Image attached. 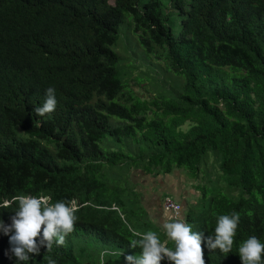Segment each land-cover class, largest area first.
<instances>
[{
  "label": "trees",
  "instance_id": "16d2710c",
  "mask_svg": "<svg viewBox=\"0 0 264 264\" xmlns=\"http://www.w3.org/2000/svg\"><path fill=\"white\" fill-rule=\"evenodd\" d=\"M127 18L147 67L164 60L177 90L153 85L151 101L128 91L118 51ZM50 86L57 107L40 116ZM209 153L219 163L214 181L208 159L202 172ZM135 165L185 169L201 195L186 221L205 238L219 215L240 214L231 253L202 243L205 264H241L239 244L264 241V0H0V218L11 222L20 195L77 206L65 244L42 248L36 264H99L100 254L79 250L81 233L139 255L126 219L107 211L136 199L130 177L111 184L109 169ZM9 248L0 233V264H15ZM110 256L105 264L125 263Z\"/></svg>",
  "mask_w": 264,
  "mask_h": 264
},
{
  "label": "clouds",
  "instance_id": "9594fccd",
  "mask_svg": "<svg viewBox=\"0 0 264 264\" xmlns=\"http://www.w3.org/2000/svg\"><path fill=\"white\" fill-rule=\"evenodd\" d=\"M56 90L48 87L42 104L35 108V112L43 116L53 112L57 107ZM135 172V171H134ZM131 170L129 174H134ZM170 199L180 209L177 211L167 209L166 201ZM18 206L14 215L10 217V223L0 218V233L8 237L11 258H15V264H36V257L40 255L41 249L51 250L53 244L62 246L65 244L66 236L74 229L78 220L77 206L75 201L65 202L59 200L48 203L47 197L37 195H20L15 198ZM164 208L177 215L169 216L158 223V227L164 232L166 240L162 241L157 232L148 230L144 232L130 228L133 236L137 237L131 241V247L140 249L139 255H127L123 250L110 252L108 249L100 254L99 264L106 263L107 255H119L125 259L124 264H205L204 249H219L221 253H231L237 228L240 223V214H222L218 216L214 233L206 238L199 231H193L192 225L179 213L182 205L166 196L163 200ZM8 202L0 204L7 207ZM167 241H172L171 248ZM238 255L241 264H264V241L256 235H250L238 246ZM47 264H57L55 259L49 258Z\"/></svg>",
  "mask_w": 264,
  "mask_h": 264
},
{
  "label": "rangeland",
  "instance_id": "374dc122",
  "mask_svg": "<svg viewBox=\"0 0 264 264\" xmlns=\"http://www.w3.org/2000/svg\"><path fill=\"white\" fill-rule=\"evenodd\" d=\"M162 1L165 4L169 5L171 0H162ZM171 18H172V26L175 32L178 33L180 18L177 16L175 11L171 12ZM129 24L132 25L130 18H127L125 19V23L119 27L120 39H121V35H122V39L118 46V51L122 53V58L124 59L121 66L123 68L125 81L129 85L128 91L131 92L133 96L141 97L144 100L151 101V100H155L156 97H158V93H159V91L156 90V88L153 85H156L161 90L164 89L177 90L178 85L175 83L176 80L171 77V76L173 77H177V76L172 75L171 70L168 67V64L164 60L162 61L153 60L151 62L152 69L147 67L145 57L143 56V54L146 55L145 50L139 43L138 38L134 33L133 25L130 31L127 30L130 29ZM125 47L127 48V51H124ZM114 49L116 51V47ZM161 62H164L165 67ZM164 71L171 74V76L165 73ZM137 79H140L141 82H139V80ZM125 95L128 97L129 93L127 92L125 93ZM189 127L190 124L186 123L182 127V129L188 130ZM214 157L215 156L213 153H209L206 156L204 163L202 164V172H203L204 169L203 165L207 163V159H208V162L210 163V168H212L211 170L212 177L210 179H212L213 181L217 178L219 174L217 171L219 170V163L217 159ZM135 167L136 168L131 169L133 172L137 171L140 166L138 167L137 165H135ZM109 170L110 171L108 172V174L111 184L113 183V179H114L113 176H116L118 173H121L122 176H129L131 178L136 177V179L139 178V172L138 173L134 172V174H132L131 176L129 174L130 170H128L127 167H116V169L113 170L109 169ZM183 170L185 171V169ZM184 174H185L184 178L187 180L188 184H191L189 180H192V178L186 172L183 173L182 175ZM171 175H173L172 178L176 177V174H171ZM205 176L208 175L205 174ZM201 177H202L201 181L204 180V182L208 183V181H206L207 179L203 178L204 176ZM118 178H120V176ZM118 178H116V180H118ZM197 202L199 203L200 201L198 200ZM80 236H81L80 238L81 243L79 246V250L82 249L91 250L92 254L97 255L101 253L105 248H107V245L104 244L102 241L96 240L89 236L87 238L85 234L82 233L80 234ZM107 258L109 262L113 263L115 261V258L110 256V254L107 255ZM120 259L123 262V256H120Z\"/></svg>",
  "mask_w": 264,
  "mask_h": 264
},
{
  "label": "crops",
  "instance_id": "0c3cea01",
  "mask_svg": "<svg viewBox=\"0 0 264 264\" xmlns=\"http://www.w3.org/2000/svg\"><path fill=\"white\" fill-rule=\"evenodd\" d=\"M135 172H139V178L130 177L127 180L136 193V199L132 196L134 203L126 202L127 205L123 207H113L107 210L118 212L122 215L127 221L125 223L126 226L129 228L140 232L150 229L165 236L164 232L158 227V223L169 216L177 214L164 208V198L169 196L174 201L180 203L183 208L179 215L184 218L190 210V204L196 206L197 201L201 199L200 193L190 186L184 178L185 175H182L184 173L183 169L173 171L172 174H176L174 178H172L173 175L171 174H149L146 170ZM194 181L196 185L200 183V181ZM127 197H130V194H127ZM168 242L173 244L172 241Z\"/></svg>",
  "mask_w": 264,
  "mask_h": 264
},
{
  "label": "built area",
  "instance_id": "2783aa9c",
  "mask_svg": "<svg viewBox=\"0 0 264 264\" xmlns=\"http://www.w3.org/2000/svg\"><path fill=\"white\" fill-rule=\"evenodd\" d=\"M165 205H166L167 209H170V210L177 211V210L180 209V207L177 206V205H175L170 199H168L166 201V204Z\"/></svg>",
  "mask_w": 264,
  "mask_h": 264
}]
</instances>
